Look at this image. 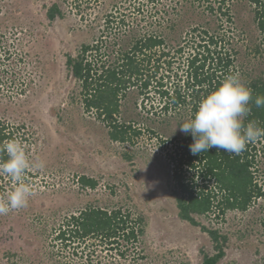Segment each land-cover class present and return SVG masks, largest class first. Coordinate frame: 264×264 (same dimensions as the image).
Here are the masks:
<instances>
[{"label":"rangeland","instance_id":"obj_1","mask_svg":"<svg viewBox=\"0 0 264 264\" xmlns=\"http://www.w3.org/2000/svg\"><path fill=\"white\" fill-rule=\"evenodd\" d=\"M159 1L158 6L165 2ZM55 2L64 16L51 20L47 11ZM75 2L0 0V120L23 126L29 138L27 155L44 163L42 169L30 170L35 195L28 206L0 215V264L78 263L79 257L55 241L56 230L67 216L90 205L130 208L143 214L147 224L139 244L144 258L123 261L97 246L93 264H202L204 253L215 252L214 243L200 225L179 217L170 166L157 138L146 133L136 145L113 141L95 113L85 110L80 84L67 65L69 55L76 56L83 44L102 34L112 10L127 12L132 24H145L152 20L149 11L156 8L151 0H102L82 3L81 9ZM134 7H141L142 13L138 9L133 13ZM253 7L250 0H235L232 5L233 26L242 38L237 64L243 83L264 78V35L254 22ZM207 16L212 31L216 23ZM135 97L131 94L127 101L131 111ZM142 120L159 126L168 137L179 132L175 122L167 127L150 117ZM253 143L258 150L257 180L264 184V137ZM83 175L97 179V187H83L79 181ZM13 187V181L7 183L5 194ZM197 220L228 236L219 264H263V199L246 211Z\"/></svg>","mask_w":264,"mask_h":264},{"label":"trees","instance_id":"obj_2","mask_svg":"<svg viewBox=\"0 0 264 264\" xmlns=\"http://www.w3.org/2000/svg\"><path fill=\"white\" fill-rule=\"evenodd\" d=\"M101 1L78 0L74 4L81 9L84 3ZM163 1L158 6L159 0H151L156 9L149 11L152 20L145 24H132L127 12L112 10L104 19L102 34L92 43L83 44L76 56L69 55L67 65L80 84L85 110L95 113L113 141L136 145L146 133L157 138L170 166V186L179 217L200 225L214 243L215 252L204 253L202 264H219L226 254L228 236L201 224L197 217L213 214L222 218L230 210L246 211L258 199L264 200V184L256 176L257 146L249 143L238 155L213 148L194 156L189 150L191 135L178 129L168 137L158 130L159 126H148L142 119L150 117L167 127L175 122L179 128L194 116L201 99L227 76L240 78L237 44L242 38L233 26L235 0ZM250 3L254 5V22L264 35V0ZM137 9L141 14V7H134L133 13ZM207 15L216 23L212 31ZM47 16L51 20L63 17L62 6L53 3ZM185 25H189L187 29ZM184 54L183 62L175 66ZM245 82L253 94L245 126L251 122L264 128V106L254 103L257 96L264 97V78ZM131 94L136 96L132 111L127 103ZM9 140L21 142L28 153L24 127L0 120V145ZM125 157L131 159L129 153ZM5 160L6 153L0 152V162ZM33 177L29 171L23 182L32 184ZM79 181L91 189L98 185L97 179L86 175ZM10 182L0 177V197L6 196L4 189ZM146 225L145 216L130 208L90 205L62 221L55 241L80 258L71 264H93L97 246L116 259L138 261L144 258L139 244Z\"/></svg>","mask_w":264,"mask_h":264},{"label":"clouds","instance_id":"obj_3","mask_svg":"<svg viewBox=\"0 0 264 264\" xmlns=\"http://www.w3.org/2000/svg\"><path fill=\"white\" fill-rule=\"evenodd\" d=\"M252 101V90L237 75L227 76L205 95L194 116L179 125V131L193 138L189 145L191 154L200 155L214 148L238 155L249 143L264 137V128L251 122L245 126ZM254 103L256 107L264 106V97L257 96ZM0 152L7 155V160L0 162V177L14 182L12 190L0 198V215H7L28 206L35 190L23 182L25 175L30 170L42 169L44 163L30 160L18 140L0 145Z\"/></svg>","mask_w":264,"mask_h":264}]
</instances>
